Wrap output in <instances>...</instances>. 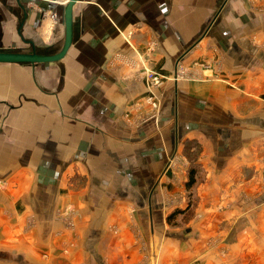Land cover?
Here are the masks:
<instances>
[{
	"label": "crops",
	"instance_id": "0c3cea01",
	"mask_svg": "<svg viewBox=\"0 0 264 264\" xmlns=\"http://www.w3.org/2000/svg\"><path fill=\"white\" fill-rule=\"evenodd\" d=\"M36 1L57 19L0 0V50H61ZM73 25L61 60L0 63V264H264V0H81ZM143 65L169 74L151 120Z\"/></svg>",
	"mask_w": 264,
	"mask_h": 264
},
{
	"label": "water",
	"instance_id": "95a60500",
	"mask_svg": "<svg viewBox=\"0 0 264 264\" xmlns=\"http://www.w3.org/2000/svg\"><path fill=\"white\" fill-rule=\"evenodd\" d=\"M81 0H68L64 8L65 38L59 52L53 54L40 53L36 50L24 52L19 50H0V63H43L61 60L68 52L73 42V8Z\"/></svg>",
	"mask_w": 264,
	"mask_h": 264
},
{
	"label": "rangeland",
	"instance_id": "374dc122",
	"mask_svg": "<svg viewBox=\"0 0 264 264\" xmlns=\"http://www.w3.org/2000/svg\"><path fill=\"white\" fill-rule=\"evenodd\" d=\"M67 1L68 0H60V3L61 4H63L64 6L66 5V3H67ZM55 2H57V1H55ZM57 3H59V2H57ZM32 7H33V9H36V8H40V7H38V5H37V1L36 0H32ZM42 9L40 8V11H41ZM42 13H43V15L44 14H48L51 18H52V16L54 15V14H56L57 15V17H58V14H57V12H55V11H53V10H42L41 11ZM53 19V18H52ZM44 28H45V24H44ZM151 48V47H150ZM151 50V49H150ZM146 66V65H145ZM148 69H150V70H155L153 67H151L150 65H147L146 66ZM139 70V71H138ZM142 71H143V68L141 67L140 69H137V71H136V75H137V77H139L140 76V79H144V81L146 82V80H145V77H144V75H142ZM156 72H158V73H160V74H162L165 78H164V83L167 81V79H169V74L167 75V74H163V73H161V72H159V71H157V70H155ZM163 83V84H164ZM146 86H147V90H148V94H150L151 92H153V90H152V88H150V85H149V82H146ZM161 86H159V87H154V90H155V93H156V95H157V101H158V105H160L159 106V109L157 110L156 109V107H154V105L152 106V105H150L148 102H147V105H149L153 110H154V113L152 114V115H150V117H149V120H151V119H153V118H155L156 119V116L158 115V111H160V107H161V99H160V97H159V93L157 92V91H159L158 89L160 88ZM148 96V95H147ZM146 96V97H147ZM157 114V115H156ZM174 159H172V166L173 167H175V168H177V166L180 168V166H182V164H181V161L177 158V157H173ZM185 164V163H184ZM1 185H4V184H1ZM76 215H77V211H76V208L72 205V204H69L68 203V205H65L64 207H62V208H59L58 210H57V214H56V216H57V219L60 221V222H62V224H63V226L68 230L69 229V231L71 230V231H75V229H76ZM27 221H28V225H31V224H36V222H35V218H34V216H29L28 218H27ZM74 245V244H73ZM72 245V246H73ZM71 246V247H72ZM67 247H69V246H67ZM65 248H66V245H65ZM65 248H63V251H65L66 252V249ZM65 249V250H64ZM68 249V248H67ZM45 255V254H44ZM157 259H158V261L157 262H155V264H161V262H159V260H161V257H157ZM157 259H155V261L157 260Z\"/></svg>",
	"mask_w": 264,
	"mask_h": 264
},
{
	"label": "built area",
	"instance_id": "2783aa9c",
	"mask_svg": "<svg viewBox=\"0 0 264 264\" xmlns=\"http://www.w3.org/2000/svg\"><path fill=\"white\" fill-rule=\"evenodd\" d=\"M53 19H57V15L54 14L52 16ZM143 71H142V75H144L146 82H149L150 88H152L153 92H151L150 94H148V96L146 97L145 101L148 102L150 105H154V107H156V109H159L158 105V101H157V95L155 93L154 87H159L164 83V76L158 72H156L155 70H150L148 69L145 65H143ZM176 78L179 77L181 74L179 72L176 73ZM173 157H176V155H174ZM172 159L169 161L168 165L169 167L172 165ZM73 245V243L71 244ZM68 249H66L67 251Z\"/></svg>",
	"mask_w": 264,
	"mask_h": 264
},
{
	"label": "trees",
	"instance_id": "16d2710c",
	"mask_svg": "<svg viewBox=\"0 0 264 264\" xmlns=\"http://www.w3.org/2000/svg\"><path fill=\"white\" fill-rule=\"evenodd\" d=\"M188 175H189V179H190V180L188 181V184H189V186H191V185L194 183V181H195V179H194V177H195V173H194V169H193V168L189 170ZM174 214H175V213H172V214L169 216V219H171V217H173Z\"/></svg>",
	"mask_w": 264,
	"mask_h": 264
}]
</instances>
